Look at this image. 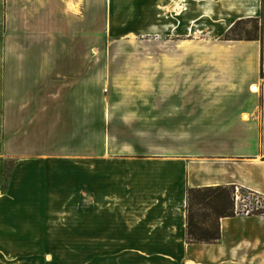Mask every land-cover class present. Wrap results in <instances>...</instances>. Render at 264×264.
Wrapping results in <instances>:
<instances>
[{"label": "crops", "instance_id": "0c3cea01", "mask_svg": "<svg viewBox=\"0 0 264 264\" xmlns=\"http://www.w3.org/2000/svg\"><path fill=\"white\" fill-rule=\"evenodd\" d=\"M152 1L159 58L89 53L105 0H0V201L18 220L79 191L81 264H264V214L186 241L187 188L264 197V0ZM246 18L258 36L224 38Z\"/></svg>", "mask_w": 264, "mask_h": 264}, {"label": "rangeland", "instance_id": "374dc122", "mask_svg": "<svg viewBox=\"0 0 264 264\" xmlns=\"http://www.w3.org/2000/svg\"><path fill=\"white\" fill-rule=\"evenodd\" d=\"M157 3L152 0H105L104 11L101 6H91L89 53H131L159 58L163 49L160 12L153 11L159 9ZM240 26L241 35L259 34L258 20ZM169 49L171 51V47ZM13 164V159L5 162L4 188ZM77 194L72 204L51 206L50 214L33 216L28 213L18 220L7 215L8 206L0 201V264H81L79 191ZM246 198V194L236 191V210ZM195 219L200 221L201 215Z\"/></svg>", "mask_w": 264, "mask_h": 264}, {"label": "trees", "instance_id": "16d2710c", "mask_svg": "<svg viewBox=\"0 0 264 264\" xmlns=\"http://www.w3.org/2000/svg\"><path fill=\"white\" fill-rule=\"evenodd\" d=\"M254 18L236 20L224 34V38H255L256 36L241 35L242 26L254 22ZM247 34V33H245ZM243 194H254L253 191L236 187L233 184L215 185L198 188H187L186 191V241L216 242L220 238L219 219L238 213L235 203V190ZM259 196V195H258ZM249 214H264L263 208H253ZM201 215L197 221L196 216Z\"/></svg>", "mask_w": 264, "mask_h": 264}, {"label": "built area", "instance_id": "2783aa9c", "mask_svg": "<svg viewBox=\"0 0 264 264\" xmlns=\"http://www.w3.org/2000/svg\"><path fill=\"white\" fill-rule=\"evenodd\" d=\"M236 191L238 192V189L235 190V203H236ZM247 198L245 199V202L241 204L240 209H238V213L241 214H249V212L253 208H263L264 209V197L258 196L254 194H246ZM237 206V203H236Z\"/></svg>", "mask_w": 264, "mask_h": 264}]
</instances>
